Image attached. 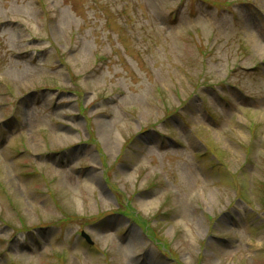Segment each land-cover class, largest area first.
<instances>
[{
	"label": "rangeland",
	"instance_id": "obj_1",
	"mask_svg": "<svg viewBox=\"0 0 264 264\" xmlns=\"http://www.w3.org/2000/svg\"><path fill=\"white\" fill-rule=\"evenodd\" d=\"M0 264H264V0H0Z\"/></svg>",
	"mask_w": 264,
	"mask_h": 264
}]
</instances>
